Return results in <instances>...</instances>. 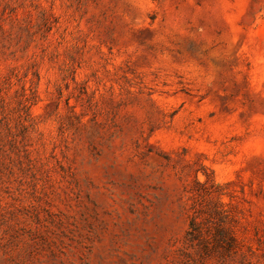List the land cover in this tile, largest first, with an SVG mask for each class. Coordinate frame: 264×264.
<instances>
[{"label": "rangeland", "instance_id": "rangeland-1", "mask_svg": "<svg viewBox=\"0 0 264 264\" xmlns=\"http://www.w3.org/2000/svg\"><path fill=\"white\" fill-rule=\"evenodd\" d=\"M0 264H264V0H0Z\"/></svg>", "mask_w": 264, "mask_h": 264}, {"label": "trees", "instance_id": "trees-1", "mask_svg": "<svg viewBox=\"0 0 264 264\" xmlns=\"http://www.w3.org/2000/svg\"><path fill=\"white\" fill-rule=\"evenodd\" d=\"M191 229L193 230V232H194V234L193 235H195V236H191L192 238H193V240H195V239H198V237L200 236V235H202V232H201V230H200V226L198 225V224H196V222H192V224H191Z\"/></svg>", "mask_w": 264, "mask_h": 264}]
</instances>
